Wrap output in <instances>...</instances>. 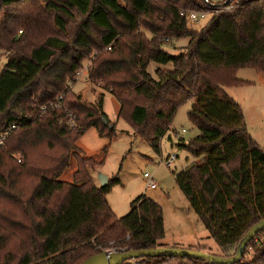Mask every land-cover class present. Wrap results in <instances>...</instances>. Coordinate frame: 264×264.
<instances>
[{
	"label": "trees",
	"instance_id": "trees-1",
	"mask_svg": "<svg viewBox=\"0 0 264 264\" xmlns=\"http://www.w3.org/2000/svg\"><path fill=\"white\" fill-rule=\"evenodd\" d=\"M223 4L235 7L213 14L200 31L180 17ZM223 4L0 0V50L7 54L0 70V134L9 131L0 145V264H82L110 250L177 248L163 243L156 202L139 197L117 218L106 196L118 179L105 188L91 180L89 169L97 163L83 157L76 143L90 128L109 138L114 128L103 124L101 102L85 103L69 87L85 62L88 81L117 100L118 118L156 154L177 110L191 101L187 116L199 135L177 147L196 161L175 182L218 248L215 255L200 245L193 251L234 255L264 218V150L223 88L249 85L236 79L240 69L264 77V0ZM180 39L188 43L178 54L163 49ZM150 63L170 69L158 68L153 77ZM12 154L21 161L9 164ZM71 156L77 163L72 181H60ZM138 264L210 263L159 257ZM238 264H264V231Z\"/></svg>",
	"mask_w": 264,
	"mask_h": 264
},
{
	"label": "rangeland",
	"instance_id": "rangeland-1",
	"mask_svg": "<svg viewBox=\"0 0 264 264\" xmlns=\"http://www.w3.org/2000/svg\"><path fill=\"white\" fill-rule=\"evenodd\" d=\"M207 1L216 7L226 0ZM209 21L208 17L204 21L188 22L187 27L193 31H200ZM18 35H21V32ZM187 43L188 39L171 40L162 47L169 54L176 55ZM6 56L7 54L0 50V70L6 62ZM84 64L86 65V62ZM158 68L169 70L170 66L158 67L150 63L147 70L155 77L154 73ZM235 77L248 82L249 85L223 88V91L229 99L240 106L247 133L264 150V77L248 68L238 70ZM69 87L85 103L101 102L102 112L110 126L114 128L111 138L101 137L95 128H90L76 143V148L83 157L97 163L93 169H89L91 180L96 186H100L98 175L106 176L109 182L118 179L119 184L112 186L106 196L114 215L117 218L124 217L129 212L131 203L139 197L151 199L162 208L164 245L185 250H194V247L200 245L210 254H217L216 244L208 238L204 226L175 182V176L196 161L188 152L177 147L179 140L187 143L199 135L187 116L191 101L177 110L168 132L160 142V152L156 154L135 134L127 121L118 118L119 103L102 85L93 84L88 81L87 75H81L78 79L75 77V81L71 82ZM169 157L175 159L167 166L166 160ZM9 158L11 165L19 163L18 160L21 161L18 154L9 155ZM76 164L75 158L71 156L68 167L59 180L70 183ZM144 174L152 178L156 185L155 189L147 188ZM252 254L253 252L248 250L249 258Z\"/></svg>",
	"mask_w": 264,
	"mask_h": 264
},
{
	"label": "water",
	"instance_id": "water-1",
	"mask_svg": "<svg viewBox=\"0 0 264 264\" xmlns=\"http://www.w3.org/2000/svg\"><path fill=\"white\" fill-rule=\"evenodd\" d=\"M102 122L104 125L108 124L107 119H102ZM109 128L111 129V126H109ZM98 182L100 188H105L108 185V179L104 175H98ZM262 231H264V218L257 222L255 225H253L247 231L244 237L239 241L235 249L234 255L229 258L212 256L205 252H198L179 248H158L143 251H129L124 253L101 252L97 255L88 258L82 264H123L124 262L131 260L159 257L189 258L195 260H203L210 264H238L243 259L249 243L255 238L258 233Z\"/></svg>",
	"mask_w": 264,
	"mask_h": 264
},
{
	"label": "built area",
	"instance_id": "built-area-1",
	"mask_svg": "<svg viewBox=\"0 0 264 264\" xmlns=\"http://www.w3.org/2000/svg\"><path fill=\"white\" fill-rule=\"evenodd\" d=\"M235 7V4H230V5H223L221 8H214L212 10L209 11H205V10H201V11H191V12H181L180 13V17L184 18L187 23H196L199 21H204L206 20L208 17L211 19V17L213 16V14L218 13L219 11H224V12H228L230 10H232ZM88 71V64L84 65L82 67V69H80L77 73H76V78L78 79L81 75H86ZM71 126H74L73 121H70ZM14 127H12L13 129ZM184 133V131H182ZM9 134V131H6L2 134H0V145L2 144V141L5 137H7ZM174 157H169L166 160V165L170 166L172 164V162L174 161ZM143 178L146 181V186L149 189H155L156 185L154 184L152 178L147 175L144 174ZM106 253H119L116 252L115 250H110L107 251ZM120 253H124V251H121ZM144 259H139V260H131L130 262L132 264H138L141 263Z\"/></svg>",
	"mask_w": 264,
	"mask_h": 264
}]
</instances>
